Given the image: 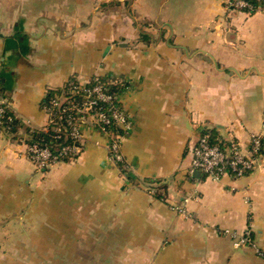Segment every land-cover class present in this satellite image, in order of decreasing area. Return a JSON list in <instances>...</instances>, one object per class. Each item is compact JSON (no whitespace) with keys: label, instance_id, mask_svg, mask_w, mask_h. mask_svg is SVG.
Wrapping results in <instances>:
<instances>
[{"label":"crops","instance_id":"obj_1","mask_svg":"<svg viewBox=\"0 0 264 264\" xmlns=\"http://www.w3.org/2000/svg\"><path fill=\"white\" fill-rule=\"evenodd\" d=\"M95 75L128 83L121 150L138 185L96 129L44 176L0 137V264H264L223 234L249 231L264 248V155L221 181L192 168L203 128L245 154L264 136V13L224 0H0V77L26 125L48 124L49 89ZM145 180L165 183V200Z\"/></svg>","mask_w":264,"mask_h":264},{"label":"built area","instance_id":"obj_2","mask_svg":"<svg viewBox=\"0 0 264 264\" xmlns=\"http://www.w3.org/2000/svg\"><path fill=\"white\" fill-rule=\"evenodd\" d=\"M225 3L226 9L229 12L238 8L253 9L252 5L243 0L233 2L225 0ZM75 80L77 81H74V79L68 80V90L73 94L82 93V102L72 101L63 106V101L53 99L50 106L43 108L49 117V122L42 128L47 131L49 126L53 124L57 111L61 110L62 117H64L69 130V136L75 140V143L63 146L58 154H54L48 145H29L25 140L21 141V144L26 147L25 156L34 164L39 172H43L58 164L62 157L80 154L82 151L80 145L84 139L83 129L89 124L108 138L107 148L111 159L116 163L125 162L121 150L122 138L113 139L107 128L114 121L126 132L131 129V123L126 112L122 106L116 104L118 97L114 93L109 92V87L106 83L102 82L100 75L94 76L96 84L91 87L88 86L90 81L84 83L76 78ZM103 103L108 106L106 110L101 106ZM8 108L12 109L11 102L8 99L0 98V135L4 133L2 127L4 125L6 109ZM10 129L8 127V130ZM206 129H202L198 142L193 147V170L199 171L202 175H206L215 181H221L224 177L231 175V173L234 174L233 177H243L248 171L254 170L258 163L257 156L260 154L262 146L261 134L252 136L250 152L249 154H245L240 145L234 140H230L232 145L227 150H223L219 145L212 143L210 136L204 133ZM174 209L183 216H189L184 207L175 206ZM223 234L234 238L235 247H255L258 256L264 259V248L255 246L249 231L240 234L227 229L223 231Z\"/></svg>","mask_w":264,"mask_h":264},{"label":"trees","instance_id":"obj_3","mask_svg":"<svg viewBox=\"0 0 264 264\" xmlns=\"http://www.w3.org/2000/svg\"><path fill=\"white\" fill-rule=\"evenodd\" d=\"M231 1L233 2L237 0H231ZM243 1L252 5L253 9L238 8L236 10H233L232 12H244L248 15H254L256 13H264V0H243ZM225 7H226V3H225ZM141 37L142 39H148V36L146 34H142ZM75 78L76 77H72L70 79H74V81H77L75 80ZM100 79L102 80V82L107 84V86L109 87V92L114 93L118 97V102L116 104L122 106L120 102V97L122 92H124V90L128 88V83H126L123 79L112 78V77L100 76ZM94 84H96V82L94 81V77H93L90 80L88 86L91 87ZM68 88H69V84L67 81L63 87L57 89H49L45 95V98L43 99L42 107L44 108L45 106H50L51 101L53 99L63 101L62 104L63 106L72 101L82 102L83 94L70 93ZM0 98L8 99L11 102L9 92L6 89L1 77H0ZM101 106L103 107L104 110H106L108 107L107 104L105 103L101 104ZM62 115L63 114L61 110L59 112L57 111V115L54 119L53 124L49 126L47 131H45L42 128L37 129V128H33L30 125H26L24 121L15 114L13 109L8 108L6 109L4 125L2 128L6 136L9 137L14 142L21 143L22 140H25V142L29 145H33V144H39L41 146L48 145L54 154H58L63 146L75 143V140L69 136V130L67 128L65 119L64 117H62ZM8 127H10L11 129L8 130ZM107 128L113 139L123 138L127 134V132L114 121H112ZM204 133L210 136L212 143L219 145L223 150H227L232 145L231 141L225 139L224 137H221L216 129L207 128L204 131ZM261 142H262V146H261L260 154L257 156L258 160L260 159V157L264 155V136H262ZM80 146L83 151V143ZM80 154L62 157L60 158L59 163H71L74 160H76ZM117 164L122 169V172L127 176V179L130 182L134 183L135 185H138V181L130 174V166L126 163V161ZM50 169L51 167L46 169L45 172H48ZM251 172L252 171H248L246 175L250 174ZM230 176H234V174L231 173ZM203 177H207V176L203 175ZM144 183L148 185L151 191L156 190L158 199L165 200V196L163 195L165 194L167 189V185L165 183L155 182L153 180H145Z\"/></svg>","mask_w":264,"mask_h":264},{"label":"rangeland","instance_id":"obj_4","mask_svg":"<svg viewBox=\"0 0 264 264\" xmlns=\"http://www.w3.org/2000/svg\"><path fill=\"white\" fill-rule=\"evenodd\" d=\"M225 9H226V7H225ZM227 10V9H226ZM85 83V82H84ZM88 128H93V129H95V127L94 126H91L90 124L87 126ZM87 127H84V128H87ZM83 135H84V133H83ZM0 137H6V138H8V139H10L9 137H7L6 136V134L5 133H3V134H1L0 135ZM11 140V139H10ZM15 143H17V142H15ZM83 143H84V139H83ZM18 144H20V145H23V144H21V143H18ZM25 146V145H24ZM25 153H26V151L23 153V156L25 157V158H27L26 156H25ZM28 159V158H27ZM29 160V159H28ZM30 161V160H29ZM31 162V161H30ZM32 163V162H31ZM33 164V163H32ZM34 165V164H33ZM34 168H35V171H36V173L37 174H39V175H41V176H44V175H46L48 172H45V171H43V172H39V171H37V169H36V167L34 166Z\"/></svg>","mask_w":264,"mask_h":264},{"label":"water","instance_id":"obj_5","mask_svg":"<svg viewBox=\"0 0 264 264\" xmlns=\"http://www.w3.org/2000/svg\"><path fill=\"white\" fill-rule=\"evenodd\" d=\"M197 174H199V175H200V172H199V171H197Z\"/></svg>","mask_w":264,"mask_h":264}]
</instances>
